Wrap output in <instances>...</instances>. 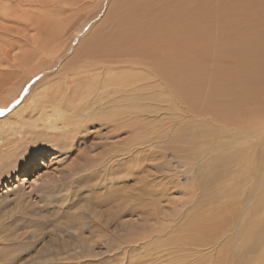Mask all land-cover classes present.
Wrapping results in <instances>:
<instances>
[{
  "label": "rangeland",
  "instance_id": "obj_1",
  "mask_svg": "<svg viewBox=\"0 0 264 264\" xmlns=\"http://www.w3.org/2000/svg\"><path fill=\"white\" fill-rule=\"evenodd\" d=\"M110 1L0 0V264H240L235 246L245 239L242 233L246 222L264 220V91L254 98L255 105L237 108L249 110L248 120L259 121V134L255 136L233 139L232 132L213 127L211 120L198 116L194 125L188 126L194 130V143L177 145L166 138L155 147L145 148L142 158L136 151L130 180V214L120 217L111 227L119 234L115 245H111L112 237L105 231L103 236L89 228V205L106 189L79 191V180L71 185L75 178L67 171L71 159L62 151L69 144L65 138L59 141L61 145L48 139L61 134V129L42 132L41 126L21 124L22 117L15 114L44 77H64V71L59 70L62 63L87 34L102 27ZM60 33H65V40ZM40 65L49 68L33 75ZM30 106L27 109L35 108L33 103ZM178 121L180 127L187 128L183 118ZM213 128L223 134L211 136ZM90 132L91 137L80 139L83 143L79 140V151L89 149L87 145L93 143V137L103 131L96 126ZM202 132H207V137ZM34 153L42 162L29 174L17 171L25 156ZM97 154L98 151L91 152L92 157ZM250 156L256 157L250 161L254 172H258L255 177L252 169L247 175L242 169L250 165ZM208 177L213 180L211 184L207 183ZM255 203L259 208L249 213ZM99 209L108 212L106 207ZM81 213L85 218L81 222H89L80 230L81 222L75 220ZM240 214H245L244 224ZM127 221L130 228L126 233L130 232L132 241H126V234L121 236ZM211 221L217 227L213 232L208 225L213 241L204 242L206 246L196 242H202L200 236V240L194 239L193 249L178 244L188 228L195 226V237L198 223L205 230L203 225ZM10 225L20 237H13L7 229ZM259 240V251L255 250L253 258L243 264L264 261V232Z\"/></svg>",
  "mask_w": 264,
  "mask_h": 264
},
{
  "label": "bare ground",
  "instance_id": "obj_2",
  "mask_svg": "<svg viewBox=\"0 0 264 264\" xmlns=\"http://www.w3.org/2000/svg\"><path fill=\"white\" fill-rule=\"evenodd\" d=\"M106 11L102 27L87 34L89 37L62 63L59 70L64 71V77H44L15 114L22 117L21 124L41 126L42 132L61 129V134H48V139L61 145L59 141L65 138L69 144L62 151L71 159L67 165L68 173L75 176L71 185L79 180V191L106 189L93 203L89 202V228L99 234L105 231L112 237L111 245H115L119 234L111 227L120 217L130 214V180L136 151L142 158L145 148L155 147L166 138L177 145L194 143V130L188 126L194 125L198 116L211 120L213 127L232 132L233 139L259 134V121L248 120L249 110L237 108L255 105L254 98L264 91V0H111ZM64 34L60 33L62 39ZM48 68L49 65H40L33 75ZM30 103L35 104L34 109H27ZM179 118L185 120L187 128L180 127ZM96 126L102 134L93 137V143L87 145L89 149L79 151V140L86 139ZM216 134L223 131L211 132V136ZM203 137H207V132ZM92 151H98L96 157H92ZM248 158L249 163L256 159ZM41 162L38 153L29 154L16 170L29 174ZM250 166L251 163L241 168L246 175L252 169L255 177L258 172ZM210 178L209 184L213 182ZM104 207L108 212L99 209ZM257 208L255 203L248 212L256 213ZM242 218L244 224L245 214H240ZM84 219L81 213L75 221ZM252 221L246 222L242 233L245 239L235 246L240 264L250 261L252 253L259 251L264 220ZM86 222L89 221L80 223V230ZM211 222L203 225L205 230L198 223L195 237V226L188 228L178 244L193 249L194 239L202 238V242H196L200 247L206 246L204 242L213 241L208 225L213 232L217 227ZM123 224L121 236L126 234V241L131 240L130 232L126 233L130 223ZM7 229L13 237H20L11 225ZM259 256L262 258V253Z\"/></svg>",
  "mask_w": 264,
  "mask_h": 264
}]
</instances>
